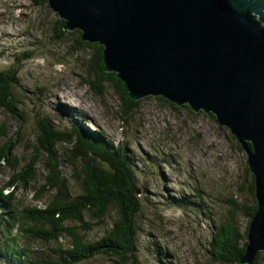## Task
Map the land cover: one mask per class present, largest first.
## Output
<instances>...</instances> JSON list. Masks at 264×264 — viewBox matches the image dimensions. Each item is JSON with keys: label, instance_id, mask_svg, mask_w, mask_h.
<instances>
[{"label": "rangeland", "instance_id": "obj_1", "mask_svg": "<svg viewBox=\"0 0 264 264\" xmlns=\"http://www.w3.org/2000/svg\"><path fill=\"white\" fill-rule=\"evenodd\" d=\"M252 14L264 28V0L256 1ZM57 15L49 3L37 6L33 0H0V50L8 54L0 57V70L13 67L16 54L27 50L35 53V58L22 63L18 77L19 97H15L19 98L20 115L14 117L0 104V132L2 126H12L5 136L0 133V149L13 135L19 137L21 131L37 142L39 134L34 136L33 125L39 126L37 118H49L50 114L59 129L60 126L71 129L78 124L103 134L116 146L124 144L125 151L135 159L130 158L142 189L137 264H180L179 259L190 258L193 252L202 250L201 244H206L211 236L203 217L205 207L213 214L210 221L216 227L228 219L233 205H238L239 224L248 230L251 220L245 211L256 203L251 193L254 175L249 170L247 154L240 149L232 132L220 126L212 114L195 113L186 106L175 110L154 96H145L142 106L125 123L110 110L120 103L113 85L102 96L91 89L89 82L95 80L88 69L92 53H87L89 46L75 47L78 30L69 31L60 41L51 36ZM91 49L97 51L95 47ZM104 50L103 47V59ZM58 96L65 97L63 103L57 101ZM26 98H32L34 103L30 104ZM50 99H53L51 104ZM56 106H60L58 113ZM17 150L20 153L15 154L20 160L28 155L23 145H18ZM168 158L174 160V166ZM64 168L73 173L70 166L64 165ZM0 171V174L5 171L8 177L13 173L8 166ZM37 179L44 182L42 176ZM35 188L31 186L25 196L20 191L26 204H40L33 199ZM75 188L78 193L82 192L79 187ZM198 189L204 195L203 205ZM186 192L195 196L184 209L176 210L167 195L176 194L182 199ZM177 196H171V201L178 207L182 200ZM40 200L42 205L46 203L43 198ZM116 214L112 207L104 223L90 215L96 227L90 232L81 229V234L89 241L101 238L112 227ZM68 242L66 235L59 242L50 243L23 235L18 244L30 248L37 264H48V259L57 260L50 247L58 248ZM85 264L117 263L112 257L99 255ZM260 264H264V253Z\"/></svg>", "mask_w": 264, "mask_h": 264}, {"label": "water", "instance_id": "obj_2", "mask_svg": "<svg viewBox=\"0 0 264 264\" xmlns=\"http://www.w3.org/2000/svg\"><path fill=\"white\" fill-rule=\"evenodd\" d=\"M48 3L65 29L79 30L83 42L105 48L107 70L134 99L161 96L212 114L237 138L255 178L257 201L239 264H254L264 251V32L229 0ZM0 263L10 264L3 257Z\"/></svg>", "mask_w": 264, "mask_h": 264}, {"label": "trees", "instance_id": "obj_3", "mask_svg": "<svg viewBox=\"0 0 264 264\" xmlns=\"http://www.w3.org/2000/svg\"><path fill=\"white\" fill-rule=\"evenodd\" d=\"M231 1L237 7L247 5V8H251L248 0ZM33 2L37 6L48 4V0H33ZM65 24L66 22L57 15L55 24L51 26V36L54 40L65 39L69 32L65 29ZM45 26L43 23L42 27ZM78 33L82 36L81 31L78 30ZM83 46L97 49V51L93 49L88 69L90 75L93 74V71H98L100 75L95 76V80L89 82L91 89L97 95L102 96L113 85L120 103L115 108L110 107V110L115 113V116H119L121 120L128 123L129 117L134 113L133 110L142 106L141 100L134 99L128 92L124 82L118 79L116 74L107 70L103 61L102 46L83 42L80 37L77 38L75 47L81 49ZM32 53V50H27L21 54H16V59L19 60L15 62V65L1 70L0 101L9 104L8 108L14 117L20 115V105L14 92H16L18 86V77L22 70L21 65L25 60L32 59ZM40 92L45 94V90L42 88H40ZM26 99L29 100L30 104L34 103L32 98ZM157 100L168 104L175 110L179 109L177 105L166 98L158 96ZM102 102L106 104L105 99H102ZM185 108L189 109L188 106ZM212 116L214 117V115ZM22 117L24 116L22 115ZM37 119H39V126L33 125L35 134L40 135L37 142L35 138L26 137L25 132L22 131L17 139V146L23 145L28 154L24 159H32L31 162L23 168H18L16 161L18 156L16 154V158L8 153H2V157H0L2 164L13 171L9 177H12L14 183V186L6 190L0 181V201L4 204L0 206V259L2 257L5 260L8 259L7 262L10 264H14V262L24 264L22 256L9 246V241L15 237L14 231H22V235L31 238L37 237L47 243L59 242L66 235L69 242L64 246L53 248L57 252L55 254L59 256V260L56 262L66 257L90 260L99 255L110 254L117 264H129V262L137 264L138 246L136 237L139 216L143 213V204L141 196L138 195L141 186L132 161L130 158L122 156V152H126L124 144L116 146L113 141H110L103 134L91 132L85 126L74 124L71 129L64 126H60L59 129L47 117ZM59 145L62 148H58ZM239 147L242 149L241 146ZM110 148H113V150H110ZM40 156L43 157V167L41 166L37 171L33 166L37 164ZM64 165L71 167L76 179L82 182L88 191L87 195L83 192L79 193L75 207L89 210L92 218L96 220L94 206L88 201L87 198H89L97 206V215L103 219V222L112 207L117 212L112 227L95 241H89L81 234V229L86 232L92 231L88 225H82V223L81 225H66L63 218H48L44 207L40 206L42 196L38 188L34 190L33 199L39 201L40 204L25 203L24 196L29 193L31 187L21 188L25 184V171L27 173L33 172L37 177L42 176L45 185H50L61 191L68 199L73 198L72 190H76V188L71 183V179H68V176L60 173L62 168L65 169ZM21 190L24 196L20 195ZM251 193L256 203L246 208L245 213L250 217V220H252L257 208L255 178H253L251 184ZM194 196L195 193L186 192L182 202L178 205L179 208H176V210L184 209L185 204H188ZM110 204H113V206H110ZM238 213L239 206L234 204L230 209L228 219L220 225L214 226V234H211L206 244H201L202 250L199 249L193 252L190 258L179 259L180 264H202L203 261H205V264H239L247 254L248 230L247 228H241ZM65 217L67 221L77 220L81 222L80 215ZM160 217L162 216L160 215ZM60 229H63V231H60ZM20 237L21 234L16 238V241ZM1 250L6 252L7 256L2 254ZM25 251L28 254L31 253L28 247ZM263 253L256 254L255 264H260V257ZM9 260H14V262ZM48 263L54 264V260H49ZM62 263H65V261L57 264Z\"/></svg>", "mask_w": 264, "mask_h": 264}, {"label": "bare ground", "instance_id": "obj_4", "mask_svg": "<svg viewBox=\"0 0 264 264\" xmlns=\"http://www.w3.org/2000/svg\"><path fill=\"white\" fill-rule=\"evenodd\" d=\"M239 11V10H238ZM246 21H248L249 23H251L252 25L255 26V20L251 19V18H246ZM70 31V30H68ZM77 38H82V36L80 35H76ZM76 38V39H77ZM105 49V48H104ZM87 53L88 55H91L92 53V49L91 47L87 48ZM0 56L3 57H7L8 54L4 53V51L0 50ZM32 58H35V53H32ZM15 62L18 61L19 59H14ZM93 75L97 76L100 75V73L98 71H93ZM2 79L1 77V70H0V80ZM129 92V90H128ZM14 95L17 97L18 94L16 92H14ZM19 97V96H18ZM64 96H58L57 101L62 102L64 101ZM143 98H145L144 96L140 98V100L143 102ZM19 100V98H18ZM53 102V99H50V104ZM71 103L74 102V100L70 101ZM25 103V102H24ZM0 104H2L5 107H9V104L4 102V101H0ZM60 106H56V113H58L57 111L59 110ZM9 110V108H8ZM134 112L136 111V109L133 110ZM9 112L11 113V111L9 110ZM54 113V114H56ZM6 116H8L9 114H6ZM56 128H58V126L56 125V120L55 117L53 115L50 114V117L48 118ZM12 130V126H8V127H4L2 126V132H1V136H5L7 134L8 131ZM122 131V130H121ZM20 133V132H19ZM34 136H37L36 134H34ZM40 135H38L39 137ZM17 139L18 136L17 135H13V137H11L9 140L6 141V143L2 146V148L0 149V157H2V153H8V154H12L13 158H16L15 153H20L19 150H17ZM113 144H115V142L113 141ZM60 147V145L58 146V148ZM115 148V147H113ZM113 148H110V150H113ZM122 156L128 157V158H132L134 161V157H132L131 154L127 153V152H122ZM17 160V167L18 168H23L27 163L31 162L32 159H28L25 158L23 160H20V158H16ZM43 157L40 156L38 158L37 164H35L33 167L38 171L42 165V160ZM168 160L170 161L171 165L174 166V160L172 158H168ZM21 161V162H20ZM145 166H147L145 164ZM0 169L3 170L4 169V165L2 164V161L0 159ZM60 173H64L65 176H69L68 179H72V184L74 187H79L80 191H82L83 193H85L86 195L88 194L87 189L84 187V184L82 182H80L78 179H76L75 175L73 173H71V171H69L68 169H63ZM0 181L2 186L8 190L9 188H11L12 186H14L13 183V179L12 177H8L7 173L0 174ZM24 181L25 184L21 186V188L25 187V186H34L37 187L40 191V194L42 196V198L45 200V204H41L40 206L44 207L45 209V214L48 218L51 219H59V218H63L65 223L68 224H75V225H88L90 226L91 230L95 229L96 224L95 222L91 219L90 217V212L87 209H79L78 207H75L76 201H77V197L79 196V193L77 192V190H72L73 191V198L68 199L61 191L57 190L56 188L50 186V185H45V183H42L40 181H38L36 174H34L33 172H26L24 174ZM81 184H80V183ZM70 183V182H69ZM199 190V196H200V200H202V205H203V198L204 195L201 192V189ZM22 191V190H21ZM171 196H177L176 194H169L167 195V199L168 201L173 205L176 206V208H179V206L177 207V205H175V202L173 203V200L171 201ZM178 197V196H177ZM179 200L180 197H178ZM88 201L90 202V204H92V206H94V215L96 217V221L98 220L100 223H104L103 219L97 215V206H95V204L89 199L87 198ZM185 203V201H184ZM188 203V202H187ZM4 204L0 201V206H3ZM187 205V204H185ZM110 206H113V204H110ZM201 206V203H200ZM230 212V210H229ZM39 214V213H38ZM77 216L80 215V221L77 220H66L65 216ZM205 216L206 221H207V227L210 229V233L213 235L214 234V223L210 221L211 218H214L213 214L208 211L206 209V207L204 208V214L203 217ZM196 217V215L194 216ZM205 221H202V224H204ZM31 225V224H30ZM60 231H63V229H60ZM22 235L23 232H17L14 231V235L15 237H13L14 239L9 241V246L11 248H13L15 250V252L19 255L22 256L23 262L24 264H37L36 260L34 259V256L30 253L28 254L25 249L23 248V246L19 245L18 242L16 241V238L19 235ZM80 236H82L80 234ZM51 252L54 255L55 253L57 254V252L51 248ZM42 252L45 250L41 249ZM2 254H4L5 256H7L6 252H4L3 250H1ZM109 257H113L110 254H107ZM10 257V256H8ZM55 257V256H54ZM7 259V258H6ZM8 260V259H7ZM11 262H14V260H9ZM62 261H65V263L62 264H85L87 262V260H83L81 258H71V257H66V258H62L60 259L59 262H56L55 258H54V264L60 263ZM19 262H14V264H18ZM45 264V263H44ZM129 264H131L129 262ZM202 264H205V261L202 262Z\"/></svg>", "mask_w": 264, "mask_h": 264}, {"label": "clouds", "instance_id": "obj_5", "mask_svg": "<svg viewBox=\"0 0 264 264\" xmlns=\"http://www.w3.org/2000/svg\"><path fill=\"white\" fill-rule=\"evenodd\" d=\"M229 1L234 5V7H235V9L237 11L239 10V12L242 13V14H244L246 17L251 18V19H254L256 21V19L254 18V15L252 14V10L256 9V1H261L262 2L263 0H248L251 8H247V5H245L244 7H241V6L240 7H237L231 0H229ZM255 24L260 28V30H262L264 32V28L257 21L255 22ZM139 190H140V193L138 195L141 196L142 191H141V189H139ZM248 232H249V228H248ZM22 236L23 235H21V237ZM32 238H37V237H32ZM247 238H248V235H247ZM19 239H18V241H19ZM21 246H23V245H21ZM23 248L26 249L27 247L26 246H23ZM247 248H248V246H247ZM30 252H31V250H30ZM259 252H264V251H259ZM259 252H257V253H259ZM54 255L57 257V260L56 259L55 260L58 261L59 260V256L56 255V254H54ZM49 260H54V258L48 259L47 260V263L49 262ZM254 264H255V260H254Z\"/></svg>", "mask_w": 264, "mask_h": 264}]
</instances>
